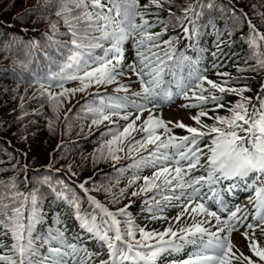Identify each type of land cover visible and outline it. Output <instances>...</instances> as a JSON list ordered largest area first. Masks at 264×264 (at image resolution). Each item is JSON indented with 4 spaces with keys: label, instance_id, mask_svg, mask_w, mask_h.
<instances>
[{
    "label": "snow or ice",
    "instance_id": "6c2138e0",
    "mask_svg": "<svg viewBox=\"0 0 264 264\" xmlns=\"http://www.w3.org/2000/svg\"><path fill=\"white\" fill-rule=\"evenodd\" d=\"M52 15L42 39L0 35L5 58L19 66L4 69L16 87L3 91L19 96L22 121L31 89V111L52 133L64 106L82 94L76 112L63 111L65 128L72 120L81 131L98 128L82 160L111 161L112 174L77 182L73 162L55 167L63 142L56 159L31 176L27 153L5 152L11 175L0 179V264H264V31L248 12L234 0H44L18 19ZM245 24L239 39L247 52L243 66H234L260 75L256 90L254 76L219 71L228 62L220 45L231 51L233 32ZM170 27L179 32L168 34ZM212 33L217 79L204 66V40ZM176 99L195 110L193 124L158 111ZM26 128L22 123V141ZM61 169L63 176L52 174ZM132 197L140 202L136 214Z\"/></svg>",
    "mask_w": 264,
    "mask_h": 264
},
{
    "label": "trees",
    "instance_id": "16d2710c",
    "mask_svg": "<svg viewBox=\"0 0 264 264\" xmlns=\"http://www.w3.org/2000/svg\"><path fill=\"white\" fill-rule=\"evenodd\" d=\"M43 2L44 0H0V35L5 33L11 34L13 32H23L24 36L28 39H42V34L48 31V24L56 19L54 15L49 16L47 20L44 19L43 16H36L34 19L25 17L23 21H21L18 17L24 14L26 10L39 7ZM144 2H146V0H141V3ZM234 2L248 12L249 17L257 28L264 31V16L253 14L254 12L264 13V0H234ZM176 3L183 4V0H176ZM216 3L227 5L228 0H216ZM253 5L256 6L255 9H253ZM173 10L176 11L175 8H173ZM61 31H63L62 27ZM178 32L179 28L173 29L170 27L168 34H175ZM241 32H247L246 24L233 32L231 39L232 41H235V43L231 48V51H229L226 45H220V48L226 53L224 60L228 62L221 67L219 71H228L233 76H254L255 79L250 81V86L253 90H256L258 89L256 81L260 80V75L254 73H238L237 68L234 66H243L241 61L245 58L247 52V45L239 39ZM214 40V33L209 34L204 40V46L207 48V51L204 53V66L209 68L208 76L211 79H217L214 75V70L210 67L214 62L212 53L216 51V49L212 47ZM232 53H238L240 59L237 60ZM126 55H131V53H126ZM5 57V52L0 49V179H6L11 175V171L6 170L9 158L5 155V152L11 153L13 157L18 156V153L15 150H19L20 153H27L26 159L29 163L28 175L31 176L33 169H40V171L43 172L45 169L42 166L47 165L50 160L56 159L57 145L61 144V142H63L61 146L63 147L64 145H67V148L65 149L64 154L56 160L55 167L60 168L62 164L73 162V169L79 172V175L73 178L77 182L90 176L94 179H99L101 178V172L109 175L112 174V169L107 170L109 166L112 165L111 161H100L93 166L90 162V157L87 162L82 160V156H88L95 147L96 140L99 136L98 128L94 127L91 132H89L85 126L84 131H81L80 124L75 120L71 121L72 126L70 129L65 128L63 111L67 110L68 107H73V113L76 112L77 109L74 105L77 100L81 99L82 94H77L71 103L64 106L60 119L56 122L55 133L49 131L46 127L47 121L42 116L32 113V107H37V105L34 101L28 100L27 98L28 95L31 94V89H29L28 94L25 95V108L28 109L29 116L22 121L17 120L19 114L18 105L20 104L19 96L17 95L13 98V95L10 92L5 93L3 90L5 88L12 89L16 87L13 74L10 71H4V69H11L19 66L15 64V60L11 56H8L7 58ZM221 63H223V60ZM69 86H71V84ZM25 87L26 85L20 84L19 92L23 93ZM227 99L234 101L236 97L229 95ZM218 111H220V114H223V110ZM44 115L51 116L47 106H45ZM69 115L72 116V113ZM22 123L27 125V128L25 129V134L27 135L26 141H22L18 138L21 135ZM11 162L16 163V160L13 159ZM24 163L25 157L19 156V164L22 165ZM77 164H81L79 169L76 168ZM64 171V169H61V172H53L52 174L54 176H63ZM22 177L23 173H21L18 179H22ZM124 183L125 181L121 180L119 186H123ZM21 187H23V185H21ZM94 195H96L101 201L108 203L105 200V195L103 193H94ZM132 199L136 201V205L132 206L131 210L136 214L140 202L136 197H132ZM127 200L128 197H125V199L122 200L119 205H116V207L127 203ZM108 206L110 208L113 207L111 204ZM138 222L142 224L145 223L142 215L138 218ZM155 223L152 222L149 224V227L152 228Z\"/></svg>",
    "mask_w": 264,
    "mask_h": 264
},
{
    "label": "rangeland",
    "instance_id": "374dc122",
    "mask_svg": "<svg viewBox=\"0 0 264 264\" xmlns=\"http://www.w3.org/2000/svg\"><path fill=\"white\" fill-rule=\"evenodd\" d=\"M181 103H183L182 100H180L179 102L173 104L170 107H166L163 109H158V111L161 112L162 116L165 119H170V120H182L184 123H186L187 121H190L189 118V112H193L190 109L187 108H181L178 105H180ZM193 122V121H191ZM187 124V123H186ZM243 198L240 200L241 204H246L247 202L242 203ZM235 236V234H234Z\"/></svg>",
    "mask_w": 264,
    "mask_h": 264
}]
</instances>
